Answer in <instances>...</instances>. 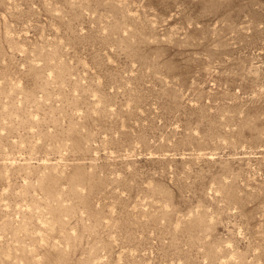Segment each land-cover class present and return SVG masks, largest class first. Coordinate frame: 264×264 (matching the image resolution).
<instances>
[{
  "label": "rangeland",
  "instance_id": "1",
  "mask_svg": "<svg viewBox=\"0 0 264 264\" xmlns=\"http://www.w3.org/2000/svg\"><path fill=\"white\" fill-rule=\"evenodd\" d=\"M0 264H264V0H0Z\"/></svg>",
  "mask_w": 264,
  "mask_h": 264
}]
</instances>
